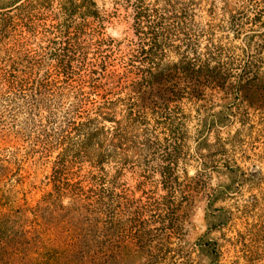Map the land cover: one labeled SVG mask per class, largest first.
<instances>
[{
  "label": "trees",
  "instance_id": "trees-1",
  "mask_svg": "<svg viewBox=\"0 0 264 264\" xmlns=\"http://www.w3.org/2000/svg\"><path fill=\"white\" fill-rule=\"evenodd\" d=\"M258 99L264 0H0V264H185L186 165Z\"/></svg>",
  "mask_w": 264,
  "mask_h": 264
},
{
  "label": "rangeland",
  "instance_id": "rangeland-1",
  "mask_svg": "<svg viewBox=\"0 0 264 264\" xmlns=\"http://www.w3.org/2000/svg\"><path fill=\"white\" fill-rule=\"evenodd\" d=\"M123 29L124 24L114 22L107 32L120 38ZM207 98L223 102L210 90ZM260 100L244 123L234 117L208 135L211 146L202 148V165L194 156L186 165L188 175L201 174L186 226L185 264H264V101ZM192 117L191 136L196 121ZM189 145L195 155L192 138Z\"/></svg>",
  "mask_w": 264,
  "mask_h": 264
}]
</instances>
